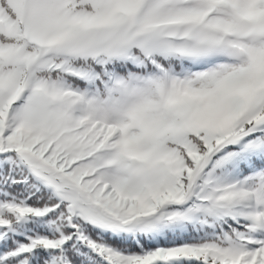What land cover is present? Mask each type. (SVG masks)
<instances>
[{
  "label": "snow or ice",
  "instance_id": "snow-or-ice-1",
  "mask_svg": "<svg viewBox=\"0 0 264 264\" xmlns=\"http://www.w3.org/2000/svg\"><path fill=\"white\" fill-rule=\"evenodd\" d=\"M0 264H264V0H0Z\"/></svg>",
  "mask_w": 264,
  "mask_h": 264
}]
</instances>
